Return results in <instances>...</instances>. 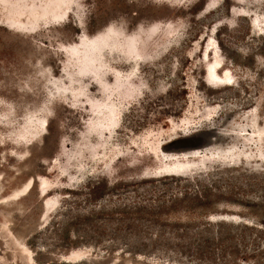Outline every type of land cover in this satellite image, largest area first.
<instances>
[{
    "label": "rangeland",
    "instance_id": "rangeland-1",
    "mask_svg": "<svg viewBox=\"0 0 264 264\" xmlns=\"http://www.w3.org/2000/svg\"><path fill=\"white\" fill-rule=\"evenodd\" d=\"M0 264H264V0H0Z\"/></svg>",
    "mask_w": 264,
    "mask_h": 264
},
{
    "label": "trees",
    "instance_id": "trees-1",
    "mask_svg": "<svg viewBox=\"0 0 264 264\" xmlns=\"http://www.w3.org/2000/svg\"><path fill=\"white\" fill-rule=\"evenodd\" d=\"M131 47L134 48V50H136L134 43L131 44ZM80 73H91L94 74V72L92 71V68L90 67V63H83V68L81 69Z\"/></svg>",
    "mask_w": 264,
    "mask_h": 264
}]
</instances>
